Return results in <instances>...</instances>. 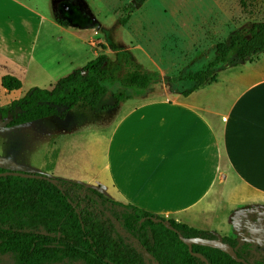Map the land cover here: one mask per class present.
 <instances>
[{
  "label": "crops",
  "instance_id": "0c3cea01",
  "mask_svg": "<svg viewBox=\"0 0 264 264\" xmlns=\"http://www.w3.org/2000/svg\"><path fill=\"white\" fill-rule=\"evenodd\" d=\"M49 24L72 35L92 32L61 26L30 0H0V69L5 74L23 82L31 77L33 85L46 78L49 84L43 87L48 88L61 79L59 63L36 55ZM228 68L219 70L217 83L188 97L129 108L104 125L110 135L101 151L94 147L76 155L64 152L63 145L52 153L56 163L39 173L92 187L167 222L221 239L239 241L241 236L245 243L240 245L251 248L264 246V56Z\"/></svg>",
  "mask_w": 264,
  "mask_h": 264
},
{
  "label": "trees",
  "instance_id": "16d2710c",
  "mask_svg": "<svg viewBox=\"0 0 264 264\" xmlns=\"http://www.w3.org/2000/svg\"><path fill=\"white\" fill-rule=\"evenodd\" d=\"M130 15L120 21L124 27ZM63 27L70 24L59 17ZM94 60L59 79L50 88L35 87L19 100L0 107L6 128H16L48 118L65 119L79 108L106 111L148 91L159 77L137 65L132 53H119L113 62L106 46ZM264 56V22L253 25L249 36L236 35L216 45V57L201 70H186L172 87L183 97L218 82L224 66L254 63ZM124 71V73H122ZM7 92L19 91L23 82L12 75L1 79ZM111 92L115 103H105ZM63 109V110H61ZM6 172L0 169V175ZM42 178L0 176V255H12L18 264H254L251 246L222 238L236 251L233 260L221 250L193 246V256L178 234L156 216L138 207L115 202L100 191L80 183L36 174ZM159 219L162 222L155 223ZM186 238L217 239L209 232L168 221Z\"/></svg>",
  "mask_w": 264,
  "mask_h": 264
},
{
  "label": "rangeland",
  "instance_id": "374dc122",
  "mask_svg": "<svg viewBox=\"0 0 264 264\" xmlns=\"http://www.w3.org/2000/svg\"><path fill=\"white\" fill-rule=\"evenodd\" d=\"M30 1L46 12L50 19L56 20V0ZM71 1L75 10L81 5L88 8L95 22L88 23L89 19L83 24L67 22L74 28H91L92 32L72 35L49 24L47 39L36 51V55L60 64L58 74L61 78L71 74L72 64L77 66L88 59H95L104 52L103 46L107 47L105 53L113 62L117 61L119 53L127 51L132 53L137 65L159 77L141 95L128 91L130 100L119 102L121 109L117 111L79 108L70 111L65 119L48 118L11 129L6 128L8 120L0 118V169L6 172L41 174L39 172L47 163H56L51 158L52 153L63 145L64 152L76 155L90 153L94 147L95 151H101L107 142L105 137L110 135L104 127L106 122L111 123L129 108L144 102L183 97L182 91L172 86L186 70H201L215 59L217 44L228 43L236 35L248 37L254 24L264 22V0ZM127 15H130L128 23L120 26L121 19ZM222 69H229L228 65ZM5 73L0 69V75ZM219 75H224V71ZM2 77L0 107L21 99L34 86L48 88L43 85L49 84L48 79L42 78L36 83L38 85H33L29 77L22 81L21 90L10 93L2 88ZM105 103L111 106L115 103L111 92ZM86 120L88 123L83 122ZM60 132L59 137L57 134ZM248 218L242 221V228L246 227ZM248 231L254 232L251 228ZM250 233L241 235L257 241L250 237ZM238 239L245 243L241 236ZM250 253L251 263L264 264V246L253 243ZM0 264L18 263L12 255H0Z\"/></svg>",
  "mask_w": 264,
  "mask_h": 264
},
{
  "label": "water",
  "instance_id": "95a60500",
  "mask_svg": "<svg viewBox=\"0 0 264 264\" xmlns=\"http://www.w3.org/2000/svg\"><path fill=\"white\" fill-rule=\"evenodd\" d=\"M109 94V93H108ZM19 176V177H23V178H42L39 175H35V174H24V173H15V172H4L2 173L0 176ZM155 223H159L162 222L159 219H155L153 218V220ZM169 230L174 231L176 234H178L179 239L188 246L190 253L195 256V257H200L198 254L193 252V246L197 245V246H203V247H209V248H213V249H218L223 251L224 253L228 254L233 260L237 261V262H244L243 259L238 258V255L236 253V251L234 250L233 247H231V245H229L228 243L223 242L222 239L217 238V239H202V238H186L184 237L179 231H177L176 229H174L172 226H170V224L168 222H162Z\"/></svg>",
  "mask_w": 264,
  "mask_h": 264
},
{
  "label": "flooded vegetation",
  "instance_id": "af4514ba",
  "mask_svg": "<svg viewBox=\"0 0 264 264\" xmlns=\"http://www.w3.org/2000/svg\"><path fill=\"white\" fill-rule=\"evenodd\" d=\"M55 10L58 15L57 17L65 19L70 23L77 22L78 24H83L84 21H87V19H89L87 21L88 23L94 24L95 22V19L88 8L81 5V7H78L75 10L71 0H56ZM94 26L96 27L97 25Z\"/></svg>",
  "mask_w": 264,
  "mask_h": 264
}]
</instances>
